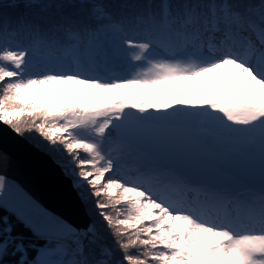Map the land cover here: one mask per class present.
<instances>
[{
    "label": "snow or ice",
    "instance_id": "6c2138e0",
    "mask_svg": "<svg viewBox=\"0 0 264 264\" xmlns=\"http://www.w3.org/2000/svg\"><path fill=\"white\" fill-rule=\"evenodd\" d=\"M23 7L0 11V126L100 225L0 196V264H264V0Z\"/></svg>",
    "mask_w": 264,
    "mask_h": 264
},
{
    "label": "water",
    "instance_id": "95a60500",
    "mask_svg": "<svg viewBox=\"0 0 264 264\" xmlns=\"http://www.w3.org/2000/svg\"><path fill=\"white\" fill-rule=\"evenodd\" d=\"M0 151L7 157L0 161V176L7 181L0 196L10 206L20 202L23 195L44 212L73 226L80 227L89 221L72 180L50 155L3 126H0Z\"/></svg>",
    "mask_w": 264,
    "mask_h": 264
},
{
    "label": "trees",
    "instance_id": "16d2710c",
    "mask_svg": "<svg viewBox=\"0 0 264 264\" xmlns=\"http://www.w3.org/2000/svg\"><path fill=\"white\" fill-rule=\"evenodd\" d=\"M13 2H18L21 3V7L19 8H0V11H6L10 16H16L19 15L21 13H26V12H30V11H39V9H26L23 7V0H0V4L2 5H8L11 4ZM41 2H46V0H41ZM24 138H26L31 144L35 145L38 149H40L41 151L47 153L48 155H50L53 159L54 156L52 154H49V152L47 151V146L46 144L41 140V138L38 137L37 134L35 133H25L24 134ZM55 162L57 163L56 159H54ZM80 196V195H79ZM84 204L86 213L88 215L89 218H94L97 221V224L100 225V221H99V217H94L92 214L94 212L92 206H91V202ZM20 231L25 232L26 234L30 235V233H27V231L23 228V226H20L19 228ZM103 231V235L105 237V243L111 245L113 243L111 236L107 233V231ZM44 243V241H37V245L40 246ZM36 255V253L34 251L29 252V258H34ZM117 257H119V253H117Z\"/></svg>",
    "mask_w": 264,
    "mask_h": 264
},
{
    "label": "rangeland",
    "instance_id": "374dc122",
    "mask_svg": "<svg viewBox=\"0 0 264 264\" xmlns=\"http://www.w3.org/2000/svg\"><path fill=\"white\" fill-rule=\"evenodd\" d=\"M192 130L195 131V125L192 126ZM66 175V174H65ZM67 176V175H66ZM69 177V176H68ZM70 178V177H69ZM71 179V178H70ZM79 195V194H78ZM81 198V197H80Z\"/></svg>",
    "mask_w": 264,
    "mask_h": 264
}]
</instances>
